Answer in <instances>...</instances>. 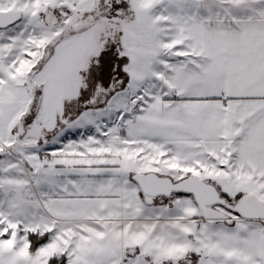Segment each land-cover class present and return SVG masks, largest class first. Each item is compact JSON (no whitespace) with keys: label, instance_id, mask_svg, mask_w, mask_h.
Here are the masks:
<instances>
[{"label":"snow or ice","instance_id":"6c2138e0","mask_svg":"<svg viewBox=\"0 0 264 264\" xmlns=\"http://www.w3.org/2000/svg\"><path fill=\"white\" fill-rule=\"evenodd\" d=\"M0 264H264V0H0Z\"/></svg>","mask_w":264,"mask_h":264},{"label":"rangeland","instance_id":"374dc122","mask_svg":"<svg viewBox=\"0 0 264 264\" xmlns=\"http://www.w3.org/2000/svg\"><path fill=\"white\" fill-rule=\"evenodd\" d=\"M72 138H78V137H76L75 135H73Z\"/></svg>","mask_w":264,"mask_h":264}]
</instances>
